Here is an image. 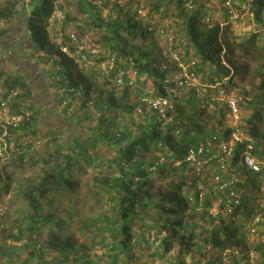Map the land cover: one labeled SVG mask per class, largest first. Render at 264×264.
Here are the masks:
<instances>
[{
	"label": "trees",
	"instance_id": "obj_1",
	"mask_svg": "<svg viewBox=\"0 0 264 264\" xmlns=\"http://www.w3.org/2000/svg\"><path fill=\"white\" fill-rule=\"evenodd\" d=\"M72 1L3 0L0 5V101L16 90V97L7 106L9 114L22 110L30 113L28 120L10 129L8 154L9 157L15 154L20 162L28 157L38 163L36 156L48 157L39 181L26 184L22 191L29 208L26 217L17 221L16 233L1 230L13 248L8 256L10 263L118 264L122 256L128 257L130 264H149L146 259L129 253L135 245L133 227L143 223L158 245L149 258L151 264L156 261H161L159 264H250L246 260L251 240L248 222L264 201V185L250 175L255 187L250 200L212 225L214 221L207 209L215 199L214 185L204 190L199 205L198 184L205 180L184 160L189 150L197 149L208 137L224 138L229 133L223 126L225 106L202 108L194 91H187L175 98L174 122L165 127L158 124L154 113L137 114L136 109L146 90L162 96L165 87L173 84L167 80V70L161 67L163 61L173 63L168 56L155 51L158 44L154 38L155 21L164 18L173 22L179 41L175 50L180 51L183 59H196L198 71L208 74L207 81H212L214 76L227 77L233 71L230 78L236 82L237 77L251 71L253 95L243 92L249 98L242 110L243 130L258 141L251 153L262 159L264 43L260 40L264 34L256 31L239 36L232 25L220 26L218 20L207 25L203 17L210 9L198 0H194L191 10L187 7L189 0H124L122 6L111 0H76L78 12L85 13L86 22L92 26L102 30L106 21L102 13L109 7L113 11L109 18L114 16L109 28L123 26L128 35L142 38L140 45L129 46L118 33L102 34L95 39L76 25L72 31L81 41L101 49L93 63L79 62L72 50H62L69 43L66 32L72 12L67 5ZM250 10L258 29L264 27V0H251ZM56 12L63 15L60 21ZM222 12L225 16L224 9ZM55 24L64 36L60 41L52 34ZM141 44L146 47L141 48ZM223 49L232 69L222 64ZM235 50L240 54L241 64L232 61ZM112 57L114 61L109 69L100 67ZM128 66L136 72L135 84L116 85L117 69ZM137 85L142 87L139 95L133 91ZM65 100H68L66 108L73 100L78 104L75 119L65 118L58 111L57 106ZM78 113L88 121L80 135H76ZM94 118L97 124L91 127ZM40 125L39 136L33 137L32 143L26 140L24 131ZM36 140L39 144L35 145ZM115 144L118 153L101 159L103 151ZM244 148L243 145L236 148L233 161ZM53 155L61 160L51 164L49 158ZM1 163L0 158V169L4 164ZM73 164H85L92 169L87 192L93 194L96 205L102 202L105 207L99 208L94 217L79 216L77 233L72 229L73 212L56 205L67 193L77 190V181L70 178ZM105 169L111 174L97 172ZM154 175H159L163 184L154 186ZM7 179L5 194L10 187V177ZM0 182H4L1 170ZM100 235L105 238L98 241L99 249L89 246L90 236ZM25 238L23 246L28 247L27 255L21 257L18 250L22 247L15 243ZM234 248L240 250L239 254L230 253L224 260L222 252ZM256 248L259 256L255 264H264V244Z\"/></svg>",
	"mask_w": 264,
	"mask_h": 264
},
{
	"label": "built area",
	"instance_id": "obj_2",
	"mask_svg": "<svg viewBox=\"0 0 264 264\" xmlns=\"http://www.w3.org/2000/svg\"><path fill=\"white\" fill-rule=\"evenodd\" d=\"M115 1L118 6H122L124 0ZM3 0H0V5ZM251 0H245L237 4L235 0H214L207 6L203 22L211 25L218 20L220 26L227 24L232 25L236 35L242 36L240 25L244 29V22L247 19L248 32L261 31L264 34V27L258 29L253 12L250 10ZM194 0H189L187 7L191 10L194 7ZM224 9L226 15L221 16L220 12ZM217 15V17H212ZM141 15H145L141 12ZM58 21L63 18L61 12L55 14ZM242 21V22H241ZM173 24L172 21L169 22ZM175 29V28H174ZM173 27L167 25L158 30L159 36L168 41L170 44L175 43L176 33ZM69 43L62 47L64 52L73 51V55L79 62L93 63L101 53L99 46L95 44H87L81 41L75 31L68 34ZM170 51V50H172ZM176 48L170 47L169 51L161 52L162 56H168L171 63L162 62V68L168 72V82L173 84L165 87V95L155 96L152 90L147 91L145 95L140 97L139 104L136 109L137 114H155V120L162 127L174 122V101L179 95L194 91L199 100L200 106L214 107L219 104L225 106V114L223 116V126L228 134L224 138L220 135L208 137L205 142H202L197 149L189 150L184 158L189 167H195L205 182L198 184L199 190V205L203 202V192L211 184L214 185L215 198L212 205L207 209L209 216L213 219L215 225L221 217H229L233 211L250 200V195L255 193L253 181L249 178L253 175L254 180L261 181L264 185V156L262 159H257L252 155L251 150L258 142L253 137L249 136L243 130L242 113L243 106L246 103V95L237 87L236 82L231 81L230 75L227 77L218 78L214 76L212 81H207L206 75L199 72V66L196 59H183L177 53ZM171 52V53H169ZM169 53V54H168ZM227 51L223 49L221 52V61L226 67L232 69L226 59ZM114 58L103 63L100 67L109 69L113 64ZM99 65L95 68L98 69ZM135 70L131 67H120L117 69L114 83L116 85L133 86L135 84ZM17 95L16 90H11L5 100L0 101V109L7 107L8 103ZM29 112L18 114L0 115V158L1 161L9 158V139L10 129L17 128L24 121L28 120ZM225 132V131H224ZM225 134V133H224ZM39 144V140L35 141V145ZM243 145L245 148L240 153L237 160L233 161L235 150L238 146ZM179 164V162L177 163ZM251 204V203H250ZM253 205V204H251ZM6 213V206L0 202V229H2V219ZM249 233L251 240L246 251V260L250 264H255L258 260V252L256 246L260 243L264 244L262 232L264 231V201L256 207L251 219L248 222ZM240 250L237 248L226 249L222 252L224 260L228 254L233 253L238 255Z\"/></svg>",
	"mask_w": 264,
	"mask_h": 264
},
{
	"label": "rangeland",
	"instance_id": "obj_3",
	"mask_svg": "<svg viewBox=\"0 0 264 264\" xmlns=\"http://www.w3.org/2000/svg\"><path fill=\"white\" fill-rule=\"evenodd\" d=\"M67 7L71 9L72 14L70 17V24H69L66 34L74 30L75 26L77 25V26L82 27L88 35H91L95 39H98L100 35L102 34L111 35L113 33H118L119 35H122L124 37L126 44L129 46L137 45V44L140 45V43H142V38L140 36L135 37V36H132L131 34L128 35L127 34L128 32L122 28L123 26L113 28V29L109 28L110 26H108V24L112 22L114 18V16L109 18L110 14L111 13L113 14V11L111 12V9H109V7H106L102 13L104 16L103 19L106 20V21H103V24L104 23L105 24L104 25L102 24L103 26L102 30L86 22L87 16L85 13H82L81 11L78 12L79 9H78V6L76 5V0L69 2V5H67ZM220 15L224 16L223 12H220ZM212 17H217V15L215 16L212 14ZM163 19L159 20V18H157L155 21L154 38L158 42V44L155 47V51L158 55H160L162 51L164 52L169 51L170 47L175 48L176 46H178V42H179L178 37L175 38V43L170 44L168 41H164V39H162L159 36L158 30L162 27H166L167 25H169L173 27L174 29L173 24H170L169 20H166V19L163 20ZM245 21L246 22L243 23L244 26H246L244 29H242L243 25L239 26L241 28L240 32L242 35H247L249 33L248 32L249 30H247L248 27L246 25L247 19ZM51 30H52V34L54 35V37L58 39L59 41L64 37L62 32L60 31V27L58 24L53 25ZM148 42H150V39H148ZM260 43H264V37H262V40H260ZM141 45H142L141 48L146 47L144 44H141ZM170 51L174 52L173 49ZM176 52L178 53L180 51H176ZM239 56H240L239 52L235 50L234 56L232 57V61H235L237 64H241L242 59ZM251 75L252 73L249 70V72L244 74L243 77H237L235 81L237 82V87L242 92L253 95V77ZM141 88H142L141 86L137 85L133 91L139 95V92H140L139 90H141ZM67 103H68V100L63 101L61 105L57 106V109L59 112H62L63 117L67 118L68 116L69 119H75L74 117L78 111V104L76 103L75 100H73L71 104L66 108ZM25 112H29V111H26V110H22L20 112L16 111L12 114L25 113ZM7 114H9L8 107H5L4 109H0V115H7ZM78 114L80 115V117L78 120L76 119L77 121L76 126L78 127L76 135H80L81 133H84L85 128L88 123V121L84 119L85 116L81 115L80 113ZM96 124H97V118H94L93 123L90 122V126L93 127V125H96ZM41 126L42 125L38 127H32V128L30 127L28 130H25L24 131L25 133L23 134L25 139L29 140L32 143L34 141L33 137L39 136V133H40L39 129H41L40 128ZM262 128L264 129V126ZM33 130L35 132H31ZM41 140L43 141V138ZM23 148L26 149L27 145H25V147ZM117 149H118L117 144L112 145L109 150L103 151L101 159H107L109 157L115 156L118 153ZM55 156L56 155H53L51 158H49V162L51 164L56 163L57 159L61 160V157L59 156L55 157ZM45 158L48 160V157H45ZM45 158L43 159L40 156H36L35 160L38 163H35V162H32V160L29 159L28 157H25V160L23 162H20L18 158L15 157V154H14L12 155V157H9L5 159L4 161H2L4 164L1 163L3 165L1 166L0 170H1V177L2 178L4 177V182H0V202L4 203V205L6 206V213L2 219V229L1 230H7V231L9 230V232L12 231L13 233H16L17 221L22 216L26 217L25 211L29 208V205L27 201L25 200V198H23L22 191L25 190L26 184L29 185L33 182L39 181L41 174H42V170L46 168L48 164V163L46 164ZM97 172L101 174H109V173L111 174V171L109 172L106 169L102 170L101 172L100 171H97ZM92 173H93L92 169L87 168L85 164H81V165L73 164L70 167V178L77 181V190L73 194L67 193L64 197L61 198L59 203H56V205H59L61 208L69 209L68 211L73 212L74 219L71 222L73 223L72 229L73 231H75V233H77V229H78L77 219L79 216L94 217L97 214V211L99 208L105 209V207L102 206L104 205L102 202L100 205H96L93 194L92 193L88 194L87 192L89 188V184H91L90 177ZM8 176L10 177V180L8 183L10 187H9L8 193L5 194L4 184L6 183L5 179L6 181H8L7 179ZM112 176H114V174H112ZM153 178L155 180L154 186H159L163 184L162 178L159 175H154ZM100 192L103 193V190H101ZM34 196H37V194L35 193ZM102 201L105 202L104 199H102ZM146 223H150V222L148 221ZM145 228L146 227H143V223L136 224L133 227V231H134L133 239H134L135 245L133 246V248L130 250L129 253L132 256L141 258L142 260L146 259L148 263L151 264V261L149 260V258L152 257V253H154V250L157 249L158 245L157 243L153 241L152 233L150 234L148 231L146 232ZM93 230H96V227H94ZM77 235L79 239H83L82 235L80 234H77ZM141 236L145 238L142 239L143 237ZM262 236L264 239V231L262 232ZM103 237L105 238L104 235H100L99 237L90 236V238L88 239L89 246L91 247L97 246L96 248L99 249L100 244L98 243V241H102ZM6 238L8 237L5 236V232L0 233V244L2 243V245L4 246V247L3 246L0 247V250L6 249V248H8L9 250L13 249L12 247H9L6 244H4L5 243L4 241L6 240ZM26 240L27 239L25 238L15 243L17 247H22L20 250H18V254L21 257H26L27 255L28 247L26 245L25 247L23 246ZM9 244H11V241ZM6 259H8L7 256L3 257L2 255H0V264H11L10 261L7 263ZM173 259H175V257H173ZM95 260L96 258H94V261ZM129 261L130 260H128V257L124 258L120 256V259L118 260V264H128ZM159 263H161V261H156L154 264H159ZM64 264H68V263H64Z\"/></svg>",
	"mask_w": 264,
	"mask_h": 264
},
{
	"label": "crops",
	"instance_id": "obj_4",
	"mask_svg": "<svg viewBox=\"0 0 264 264\" xmlns=\"http://www.w3.org/2000/svg\"><path fill=\"white\" fill-rule=\"evenodd\" d=\"M211 1H214V0H198V3H202V4H205L206 6H209ZM235 1H236L237 4H239V3H242L244 0H235ZM0 233H2L1 229H0ZM4 242H5L4 244H6L7 246L11 247V244H9L10 240L8 238H6V240ZM2 246L3 245L1 243L0 247H2ZM0 251H1L0 255H2L3 257H5V256L8 257V256H10L9 254L13 251V249L9 250L8 248H6V249L0 250ZM6 260H7L6 262L8 263L9 262V257Z\"/></svg>",
	"mask_w": 264,
	"mask_h": 264
}]
</instances>
